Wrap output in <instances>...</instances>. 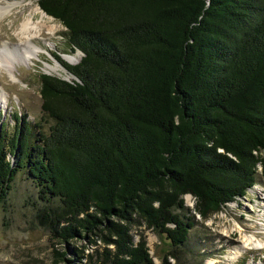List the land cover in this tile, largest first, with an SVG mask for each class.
<instances>
[{
    "label": "trees",
    "instance_id": "trees-1",
    "mask_svg": "<svg viewBox=\"0 0 264 264\" xmlns=\"http://www.w3.org/2000/svg\"><path fill=\"white\" fill-rule=\"evenodd\" d=\"M38 3L83 57L58 58L71 81L41 76L49 133L32 141L17 114L8 140L3 123L0 203L26 173L42 201L61 203L38 214L53 237L102 240L95 264H154L134 227L181 247L196 216L209 219L264 180V0Z\"/></svg>",
    "mask_w": 264,
    "mask_h": 264
},
{
    "label": "rangeland",
    "instance_id": "rangeland-1",
    "mask_svg": "<svg viewBox=\"0 0 264 264\" xmlns=\"http://www.w3.org/2000/svg\"><path fill=\"white\" fill-rule=\"evenodd\" d=\"M1 2L5 6L20 3V8H15L10 16L0 21V47L4 43L15 47L19 43L15 34L18 22L14 25L13 20L28 8L36 9L39 0ZM38 16L39 21L41 13ZM46 22L48 28H54L52 33L45 29L43 40L36 41L44 50L31 62L21 61L13 65L12 74L19 82L14 83L8 73L0 69V124L2 127L5 124L8 140L18 130L17 114L25 116L32 125V141L37 140L41 131L49 133L54 122L42 111L41 76L47 74L71 81L74 77L61 68L58 58L67 62L64 55L78 56L80 60L83 57L80 51H75L71 46L62 23L52 17ZM185 203L188 208L194 209L193 196H186ZM60 205L57 199L50 204L42 201L39 189L26 173L18 176L7 201L0 203V264H63L58 254L64 252L70 260L93 254L92 264H95L100 258L95 251L102 253L106 248L102 240L94 238L96 244L82 239L64 243L53 237L51 231L40 223L38 214L41 211ZM131 233L135 243L146 240L154 264H264V180L259 174L257 184L245 197L227 204L209 219L196 216L189 240L181 247L172 246L165 236L145 225H137ZM249 239L263 245L255 250V247L248 245ZM108 249L113 250V246H108Z\"/></svg>",
    "mask_w": 264,
    "mask_h": 264
},
{
    "label": "bare ground",
    "instance_id": "bare-ground-1",
    "mask_svg": "<svg viewBox=\"0 0 264 264\" xmlns=\"http://www.w3.org/2000/svg\"><path fill=\"white\" fill-rule=\"evenodd\" d=\"M1 1L3 0H0V21L3 18L10 16V14L14 11L15 8H20V3L9 4L8 6H5L2 5ZM23 8L26 9L25 7ZM27 11L28 14L26 13ZM27 11L15 17L12 22V24L14 25L15 22H18L15 31L16 38L19 41L18 45L12 47L10 43H4L0 47V69L8 73L14 83H18L19 80L12 74L13 65L16 62L21 61L31 62L34 56H39V53H41L44 49L40 45H37L36 41L39 42L40 40H43V30L47 29L51 34L54 29L52 27L48 28V23L46 22V19H48L49 17L41 10V8H39V6H37L36 9L28 8ZM39 13H41V17L38 21ZM64 59L70 64H77L80 60L78 56L72 55H64ZM59 65L63 70H66V68L62 64ZM51 69L58 71L54 68ZM4 99H6V97ZM253 242L254 241L252 239H249L248 245H252L253 247H255V250L257 249L256 247H261V245H263L260 243L256 244V242Z\"/></svg>",
    "mask_w": 264,
    "mask_h": 264
},
{
    "label": "water",
    "instance_id": "water-1",
    "mask_svg": "<svg viewBox=\"0 0 264 264\" xmlns=\"http://www.w3.org/2000/svg\"><path fill=\"white\" fill-rule=\"evenodd\" d=\"M68 81V80H67ZM0 130H2V126H1V124H0ZM0 133H1V131H0Z\"/></svg>",
    "mask_w": 264,
    "mask_h": 264
}]
</instances>
